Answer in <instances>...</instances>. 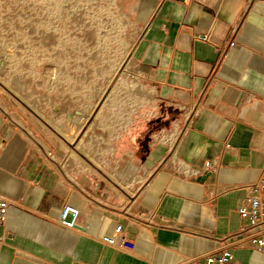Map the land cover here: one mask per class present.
<instances>
[{
    "label": "crops",
    "instance_id": "1",
    "mask_svg": "<svg viewBox=\"0 0 264 264\" xmlns=\"http://www.w3.org/2000/svg\"><path fill=\"white\" fill-rule=\"evenodd\" d=\"M149 20L136 56L150 94L113 141L151 169L133 192L30 114L0 107V264H199L243 224L242 185L264 175V0H162ZM66 203L77 229L56 221ZM116 222L132 252L100 239ZM232 250L264 264L248 243Z\"/></svg>",
    "mask_w": 264,
    "mask_h": 264
},
{
    "label": "rangeland",
    "instance_id": "2",
    "mask_svg": "<svg viewBox=\"0 0 264 264\" xmlns=\"http://www.w3.org/2000/svg\"><path fill=\"white\" fill-rule=\"evenodd\" d=\"M161 1L0 0L2 111L30 114L68 154L77 149L130 192L151 169L115 151L113 141L128 110L150 94L136 51ZM74 117L82 121L75 130L68 125ZM130 164L137 169L119 174Z\"/></svg>",
    "mask_w": 264,
    "mask_h": 264
},
{
    "label": "built area",
    "instance_id": "3",
    "mask_svg": "<svg viewBox=\"0 0 264 264\" xmlns=\"http://www.w3.org/2000/svg\"><path fill=\"white\" fill-rule=\"evenodd\" d=\"M29 138L42 147V143L34 135L26 130ZM42 151L45 155L52 154L44 147ZM205 166L214 168V163L206 162ZM245 189L243 201L236 207V212L243 224L236 233L229 235V241L220 239L219 247L212 250L201 258L199 264H243L233 253L234 247H241L248 243L251 248L264 254V175L242 185ZM8 203L5 199L0 200V223L6 216ZM79 210L72 204H64L56 221L59 225L68 229H77L76 220ZM104 243L117 247L123 251L132 252L134 243L128 232L121 223L116 222L100 238Z\"/></svg>",
    "mask_w": 264,
    "mask_h": 264
},
{
    "label": "bare ground",
    "instance_id": "4",
    "mask_svg": "<svg viewBox=\"0 0 264 264\" xmlns=\"http://www.w3.org/2000/svg\"><path fill=\"white\" fill-rule=\"evenodd\" d=\"M1 61V60H0ZM1 63V62H0ZM82 123L81 119L79 118H70L69 121H68V125H69V128H73L74 130L76 129V127L80 126ZM57 130H59L62 134H64L65 137L69 138V140L72 139V134H70V132L62 129L61 127H58L56 126ZM136 168L130 166L127 170H120L119 171V174L121 175H125L126 173H130L131 171H135Z\"/></svg>",
    "mask_w": 264,
    "mask_h": 264
}]
</instances>
